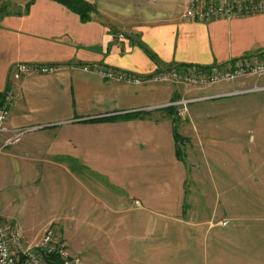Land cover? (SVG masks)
<instances>
[{
  "label": "crops",
  "instance_id": "obj_1",
  "mask_svg": "<svg viewBox=\"0 0 264 264\" xmlns=\"http://www.w3.org/2000/svg\"><path fill=\"white\" fill-rule=\"evenodd\" d=\"M86 1L93 6L87 21L57 0L1 3L0 93H15L7 126L30 130L0 153V179L15 187L51 183L44 187L50 193H34L31 225L5 208L6 192L0 193L3 221L17 222L30 235L40 215H82L83 252L99 264L234 262L222 247L234 245L224 236L235 225L210 222L212 197L225 199L226 213L242 198V219L253 207L247 198H264V137L250 136L244 119L264 113L228 110L223 135H210L206 149L203 143L193 149L196 128L170 106L184 86L116 81L83 67L145 76L172 67L207 71L246 56L264 59V13L196 21L182 19L189 0L175 10L168 2L151 8ZM18 62L58 69L14 80ZM251 81L190 90L210 96L264 84V76ZM6 136L0 133V145ZM172 240L178 245L173 257ZM254 260L243 254L235 264Z\"/></svg>",
  "mask_w": 264,
  "mask_h": 264
},
{
  "label": "built area",
  "instance_id": "obj_2",
  "mask_svg": "<svg viewBox=\"0 0 264 264\" xmlns=\"http://www.w3.org/2000/svg\"><path fill=\"white\" fill-rule=\"evenodd\" d=\"M0 0V22L2 9ZM264 13V0H190L181 16L184 20L211 21L221 18H232L251 14ZM58 69V66L18 62L12 67L11 76L19 80L24 76L34 73H50ZM86 71H94L107 79L122 82L144 83L148 81L167 82L182 85L187 92L192 88H206L209 86L229 83L247 76H264V59L255 56H246L229 61L220 67H214L207 71H199L192 67L184 69L168 68L156 71L150 75L140 76L107 66L86 65ZM264 84H252L240 86L210 96L188 97L181 95L170 106L175 107L177 115L184 117L188 113L191 102L210 99L220 96L244 95L247 93L263 92ZM15 93L7 90L0 97V133L6 138L0 145V153L10 145L18 143L30 128H10L7 120L10 115V105ZM0 264H85L82 255L73 254L68 245L58 236L54 227H48L40 239L30 242L23 229L12 226L3 221L0 213Z\"/></svg>",
  "mask_w": 264,
  "mask_h": 264
},
{
  "label": "rangeland",
  "instance_id": "obj_3",
  "mask_svg": "<svg viewBox=\"0 0 264 264\" xmlns=\"http://www.w3.org/2000/svg\"><path fill=\"white\" fill-rule=\"evenodd\" d=\"M124 3L134 4V2H139L140 4L146 7H161L167 5V2L170 3L168 5L171 10H175L184 4V0H123ZM190 1V0H189ZM188 4V3H187ZM167 6L165 7V9ZM247 79L254 80L257 78L256 76H247ZM243 79V78H241ZM240 80V79H239ZM237 81V80H236ZM251 81V82H252ZM235 82V81H233ZM231 83V82H229ZM227 84V83H225ZM255 84V82L253 83ZM259 84V83H258ZM221 85V84H220ZM210 87V86H209ZM231 90V89H230ZM224 90L223 92H226ZM221 93V92H220ZM188 97H195V95L190 89L187 92H184ZM228 110H246L248 112L251 111H259L260 113H264V91L263 92H255V93H247L244 95H235V96H220L214 97L205 100H199L195 102H191L188 107V113L184 117H179L181 120L187 122L188 126L192 128H196V130H191L196 140L194 141L190 138L191 148L195 149L197 145L201 144L206 149V139L212 135V137H221V134L226 125V113ZM193 111L201 112L196 117L191 116ZM264 115V114H263ZM260 117H248L244 118L246 121H249V125L251 126L250 136L254 138V136L264 137V116ZM238 122H242L243 118H235ZM259 123V124H258ZM238 124V123H237ZM193 126V127H192ZM260 129V134L257 133L255 128ZM190 132V130H189ZM199 139V140H198ZM264 139V138H263ZM201 141V142H199ZM199 148V154L197 156H202L201 148ZM264 146V145H263ZM186 152V151H183ZM197 153V152H196ZM264 158V152L261 154ZM47 184L45 182H36V183H25L24 185L20 184V186L15 187V185H9L7 182H4L0 179V193H5V208L13 213H18L17 215L21 218L24 223L27 225L35 224L31 223V217L29 215L30 209L32 207L31 204L35 198L34 193L39 192L43 195L46 193H50L51 191H46L44 187ZM262 185V184H261ZM6 186V187H5ZM264 189V186H262ZM57 192V189H55ZM264 191V190H263ZM213 193V192H212ZM12 194V196H9ZM219 201V205L216 208V201ZM242 198L234 200L233 211L226 213L225 205L220 202H225V199H217L214 196L212 197V218L210 222L213 224L219 223L220 225H227L229 222H233L235 225L234 230L232 232H228L225 234L224 240H230L234 245L228 243V247H222L226 250V254L233 256L234 260H242V255H252L254 256V261L244 262L243 264H263L259 262V259H262L264 256V198L261 199H246L247 203L253 204V207L250 209L245 219H242L241 211H242ZM262 203V207L258 208V202ZM37 201L38 197H37ZM45 210V206H43ZM112 216V215H110ZM136 215H133L135 217ZM235 216V218H233ZM2 217V215H1ZM39 217V216H38ZM40 219L36 222L37 228L31 231V234L28 235L26 233V237L30 242H36L40 239L44 231L48 227H54L58 236L68 245L70 251L73 254H80L83 257L85 264H99L98 261L95 260L93 254L88 255L83 252V231H82V215H72V214H43L40 215ZM202 218V216L200 215ZM157 220L168 221L164 218L156 217ZM156 220V222H157ZM165 222V223H166ZM16 223V224H15ZM164 223V222H163ZM12 226L17 227V222H13ZM20 227V226H19ZM24 232V228H22ZM178 250L177 242L172 240L171 252L172 257L175 255ZM88 256L90 257L91 262L89 263L86 259ZM234 262H224V264H235ZM211 264V263H208ZM216 264V263H213ZM219 264V263H218Z\"/></svg>",
  "mask_w": 264,
  "mask_h": 264
},
{
  "label": "trees",
  "instance_id": "obj_4",
  "mask_svg": "<svg viewBox=\"0 0 264 264\" xmlns=\"http://www.w3.org/2000/svg\"><path fill=\"white\" fill-rule=\"evenodd\" d=\"M60 3L66 5L76 13L81 16L83 21H87L91 18V12L93 11V6L86 0H57ZM1 97V93H0Z\"/></svg>",
  "mask_w": 264,
  "mask_h": 264
}]
</instances>
